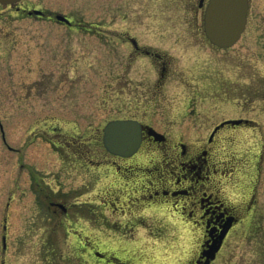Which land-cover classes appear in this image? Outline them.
I'll list each match as a JSON object with an SVG mask.
<instances>
[{
	"label": "rangeland",
	"instance_id": "obj_1",
	"mask_svg": "<svg viewBox=\"0 0 264 264\" xmlns=\"http://www.w3.org/2000/svg\"><path fill=\"white\" fill-rule=\"evenodd\" d=\"M115 1L23 0L32 8H48L97 27L92 30L130 29L141 41H150L168 51L173 58L171 69L185 83L180 78L166 86L163 116L159 114L156 118L167 125L158 127L157 131L181 135L180 142L195 146L205 142L195 136L204 137L223 118L245 117L255 123L256 129L237 132L235 145L238 150H245L258 143L264 156V0L249 1L247 29L235 45L224 51L198 38L195 29H184L183 23L202 20L201 12L195 9L196 0H152L154 8L147 12L145 7L150 0ZM150 25L164 28L144 29ZM79 31L16 16L0 6V127L5 140L0 132V239L6 233L4 250L0 240V264H87L76 256L79 251L75 249V240L81 238V228L68 226L66 234L65 229L56 226L46 202L35 194L28 174L29 168L39 170L38 178L45 186L48 184L55 197L52 199L76 201V194L63 193L76 183H70L65 176L58 177L57 154L52 153L44 140L33 138V132L38 134V124L52 117L56 121L77 122L72 113L83 111L85 101L89 103V110L96 108L97 117L93 111V115L78 119L83 132L86 127L89 130L101 127L105 120L117 115L109 114L107 108L111 105L112 78L124 75L123 50L117 43L109 54L104 36H86ZM139 67V62L132 65L130 77L144 73L142 69L138 71ZM236 78L237 86L246 97L245 105L240 110L231 106L230 114L220 116L219 111L223 109L218 103L220 98L212 97L215 100L212 101L207 84L225 79L230 88L236 86ZM96 100L102 102L101 106L91 104ZM65 111L68 113L64 115ZM11 148L19 149V154ZM226 151L225 148L223 153ZM261 167L258 206L264 217V162ZM15 179L19 182L17 189ZM80 199L90 200L86 196ZM6 210L4 233L1 229ZM80 210L78 206L73 207L70 213L78 214ZM165 215L162 211L156 215L145 212L144 232H139L135 244L123 245L140 254L129 256L133 264H188L193 258L194 249L190 247L197 236L183 231L180 222L161 220ZM88 225L90 228L85 229L83 237H88L91 243L97 242L95 237L106 236L102 229L93 231L91 221ZM258 227L257 243L230 240V246H225L212 264H264V218L259 220ZM73 232L80 236H69ZM153 232L159 235L154 237ZM107 244L112 248L118 246Z\"/></svg>",
	"mask_w": 264,
	"mask_h": 264
},
{
	"label": "flooded vegetation",
	"instance_id": "obj_2",
	"mask_svg": "<svg viewBox=\"0 0 264 264\" xmlns=\"http://www.w3.org/2000/svg\"><path fill=\"white\" fill-rule=\"evenodd\" d=\"M206 2L207 0H196L197 13L199 11L202 14ZM152 4V0L147 3L146 12L154 8ZM184 4L186 5L185 2ZM3 7L14 12L16 16L57 23L71 31L80 30L79 34L82 35H102L108 44L109 54L112 48H116L117 43L123 50L121 68L124 75L112 78L109 96L111 105L107 108L109 114L117 115L105 120L103 126H95L91 130L86 127L83 132V125L78 124V119H83L86 114L93 115V111L97 117L94 110L96 108L93 111L89 110V103L85 101L83 111L72 113L75 114L77 122L56 121L57 118L52 117L49 119L53 120V124L52 120L47 119L36 127L39 135L33 132V138L44 140L52 153L57 154L58 177L65 176L70 183H76L74 187L63 191L66 196L76 194L74 197L76 201H57L52 199L55 197L52 196L48 184L45 186L43 180L38 178L39 170L29 168L28 174L32 179L33 190L39 198H43V202H46L50 211L49 216L55 219L56 226L65 229L66 234L68 226L73 229L77 226L81 228L79 229L81 238L76 232L69 234L75 236L73 238L79 237L75 240L77 245L75 249L79 251H76L77 257L87 264H133L129 256L137 253L131 249L129 251L123 245L136 243L135 238L139 236V232H144L145 212L155 215L160 211L164 212V215L167 212L161 220L180 222L183 231L197 236L195 243L190 247L194 249V256L188 264H204L206 260L201 256L202 252L210 248L212 242L218 241L220 236V250L210 264L217 260L225 246H230V240L257 243L259 220L264 218L258 206V183L261 180V166L264 162L262 146L255 143L254 147L238 150L235 145L236 133L254 131L255 123L240 116L223 118L214 124L204 137L195 136V139L203 141L205 139V142L201 141L195 146L183 144L180 142L183 136L157 131L158 127L167 125L156 118L159 114L163 116L165 88L171 80L178 82L181 78L171 69L173 58L168 51L157 48L150 41H141L129 31L130 29L92 30L93 27L96 29L97 27L77 22L62 14L60 15L64 16L67 22L58 21L56 16L59 13L56 11L32 8L23 0L13 6ZM37 9L41 15H28L29 11ZM182 25L185 26V30L195 29L196 36L209 45L202 29V20L188 21ZM156 28L164 26L150 25L144 29L149 31ZM137 62L141 67L138 71L142 69L144 73L130 77L131 67ZM207 79L211 81L208 77ZM224 80L207 84L210 86L207 88L209 97L220 98L218 103L223 107L221 113L219 111L220 116L224 113L230 114L231 106L240 110L246 101L243 89L236 84L238 78L234 80L236 86L230 88H227V81ZM180 87L184 88V85ZM96 103L92 101L91 104L101 106L102 102L96 100ZM66 113L68 112L65 111L64 115ZM234 120L238 123L234 125L225 123ZM113 121H134L139 124L141 144L135 154L122 157L111 154L106 149L103 131L105 126ZM151 130L160 136L153 137L150 134ZM0 132L5 142L1 127ZM225 148L227 151L223 153ZM11 150L16 155L19 154V149ZM77 179L80 182H76ZM15 182L17 189L18 179H15ZM59 193H62V190ZM89 194L92 195V200ZM84 196L90 200L80 199ZM77 206L84 211L71 214V208ZM7 208L8 203L5 205V209ZM6 219L8 212L2 219L1 230L4 233ZM90 221L93 231L102 229L106 233L102 239L95 237L96 243H91L88 237H83ZM152 234L154 237L159 235L158 232ZM3 238L6 239V233L1 239ZM109 242L118 246L112 248L111 244H107ZM120 256H124V259Z\"/></svg>",
	"mask_w": 264,
	"mask_h": 264
},
{
	"label": "water",
	"instance_id": "obj_3",
	"mask_svg": "<svg viewBox=\"0 0 264 264\" xmlns=\"http://www.w3.org/2000/svg\"><path fill=\"white\" fill-rule=\"evenodd\" d=\"M20 0H0L1 5H13ZM203 1V0H201ZM248 0H208L203 12V29L206 39L217 48L227 49L235 44L241 33L245 29L248 12ZM38 16L40 12L33 11ZM32 14V12H29ZM58 21L67 22V20L58 15ZM236 124L238 121L227 122ZM150 133L153 137L160 136L156 132ZM104 144L111 154H117L122 157L130 156L140 146L141 130L136 122L113 121L108 123L103 131ZM221 237V236H220ZM212 242L210 248L202 253L205 257V264L213 260L215 254L219 251L221 238ZM4 247V238L1 239Z\"/></svg>",
	"mask_w": 264,
	"mask_h": 264
}]
</instances>
